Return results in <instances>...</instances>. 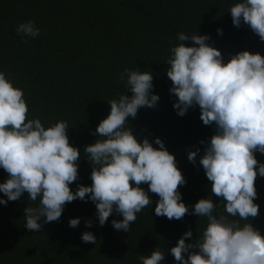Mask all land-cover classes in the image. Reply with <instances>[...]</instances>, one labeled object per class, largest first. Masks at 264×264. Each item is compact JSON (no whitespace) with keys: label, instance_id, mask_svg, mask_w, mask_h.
I'll return each instance as SVG.
<instances>
[{"label":"trees","instance_id":"16d2710c","mask_svg":"<svg viewBox=\"0 0 264 264\" xmlns=\"http://www.w3.org/2000/svg\"><path fill=\"white\" fill-rule=\"evenodd\" d=\"M239 0H0V71H4L23 90L28 119L39 118L47 128L57 121L68 123L69 143L80 149L78 179L70 184L75 192L81 184H92V166L84 146L97 139L99 122L110 111L109 101L132 93L124 76L129 70L150 71L151 92L159 96L154 107H140L129 117L139 141L145 137L153 147L159 137L176 160L186 183L179 187L189 212L183 219L156 216L158 195L149 192L152 204L137 213L129 232L116 230L112 220L122 216L113 212L100 226L96 205L87 197L64 206L61 217L42 221L38 232L27 229L24 209L32 203L27 193L17 201L0 204V264H142L141 255L155 248L164 252L161 264H177L170 249L189 229L192 243L207 227L206 217L192 209L201 198H212L219 206L215 215L225 214L223 201L212 196L210 181L200 157L216 132L215 124L204 125L199 105L178 115L173 104L178 99L170 92L166 63L170 49L181 43L177 36L208 35V44L219 49L226 63L242 51L264 55V41L241 22L236 27L229 8ZM32 20L40 30L36 38L20 36L16 27ZM222 29V34L218 33ZM191 46L193 41H184ZM195 163L189 151L197 150ZM264 163V154H254ZM8 178L0 168V183ZM142 187L148 191V185ZM260 215L251 220L264 235V177L255 181ZM0 198L7 200L4 193ZM80 218L77 227L71 218ZM91 220V227L86 220ZM248 221H241V224ZM85 231L92 232L96 243H84ZM198 249H190L194 251ZM187 258L188 253L184 254Z\"/></svg>","mask_w":264,"mask_h":264},{"label":"clouds","instance_id":"9594fccd","mask_svg":"<svg viewBox=\"0 0 264 264\" xmlns=\"http://www.w3.org/2000/svg\"><path fill=\"white\" fill-rule=\"evenodd\" d=\"M229 11L236 27L243 21L264 41V0H239ZM217 31L222 34V29ZM16 33L36 38L40 30L30 19L19 23ZM177 39L181 43L170 49L166 61L170 92L178 98L173 107L183 116L189 107L199 105L204 125L216 126L200 164L212 196L223 201L225 214H214L219 205L209 196L199 199L192 211L207 218V227L192 243H186L192 237L191 229L186 231L171 254L177 264H264V235L251 223L260 215L254 202L255 181L264 177V163L254 155L264 154V55L242 50L225 63L221 51L206 42L208 35L181 32ZM188 39L191 46L184 43ZM124 76L132 95L109 101V114L94 133L97 139L83 149L92 166V184H81L73 192L70 184L78 179L80 149L69 143L67 121L46 128L39 118L28 119L23 90L0 71V168L8 174L0 183L7 200L0 198V204L27 193L32 202L24 209L27 229L40 231L42 221H57L67 203L86 197L96 205L100 226L115 212L122 219L112 220V225L125 232L137 213L152 204L149 192L159 197L156 216L180 220L188 214L179 191L186 181L174 155L159 137L155 140L159 147H153L147 137L139 141L126 127L140 107H154L159 100L151 92L152 73L126 68L121 79ZM197 151H189V161L195 163ZM79 223L78 217L69 220L73 228ZM85 223L91 227L90 219ZM81 239L96 243L89 231ZM164 255L157 247L139 259L142 264H161Z\"/></svg>","mask_w":264,"mask_h":264}]
</instances>
